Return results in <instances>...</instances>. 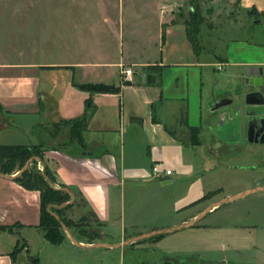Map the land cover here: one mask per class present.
Returning <instances> with one entry per match:
<instances>
[{"label": "crops", "instance_id": "0c3cea01", "mask_svg": "<svg viewBox=\"0 0 264 264\" xmlns=\"http://www.w3.org/2000/svg\"><path fill=\"white\" fill-rule=\"evenodd\" d=\"M253 9L261 19L254 20V14L249 15ZM240 16L243 24L239 29L245 28L248 21L261 24L264 0H240L236 18ZM161 22V54L156 61L160 71L153 74L151 81L142 78L124 85L121 65L141 62H134L132 55H123L115 64L118 80L110 84L121 87L119 93L90 94L77 87L76 84L89 83L85 82L89 69L102 63L12 67L0 63V70L14 68L23 72L17 76L0 74V145L46 146L43 164L55 177L56 188L64 186L75 199L84 200L88 213L92 212L102 224L103 238L99 242H122L181 225L208 205L256 187L248 179L237 191L204 199L221 189L224 176L239 173L237 168L247 165L235 161L237 157L230 161L229 156L242 154L247 146L264 150V144H251L243 137L236 145L217 137L211 130L213 121L230 110L210 113L209 105L216 94L238 88L244 67L264 66L261 33H256L253 40L232 38L224 54H216L215 61L204 60L201 53H195L184 23ZM77 70H81L79 78H75ZM87 99L97 109L84 134V147L57 145L56 139L40 128L41 124L79 116ZM257 160L249 166L264 165V156ZM155 164L173 174L164 180L155 178ZM41 165L39 162V169ZM246 198L254 203L250 209L214 208L188 229L133 243L136 245L105 249L107 253L102 254L116 250L119 264H126V259L134 264H172L173 260L194 255L203 262L205 253H215L218 258L210 259L231 264L227 254L244 257L251 253L255 264H264V192ZM80 213L74 205L66 211V217L73 219ZM40 218V193L24 189L14 179L0 177V226L16 225L12 232L0 231V264H29L28 255L43 259L44 264H65L68 259L79 263L83 255L85 260L87 254L101 249L79 248L68 237L58 245L48 242L39 227ZM22 245L24 249L13 261L11 253ZM236 264L249 263L243 260Z\"/></svg>", "mask_w": 264, "mask_h": 264}, {"label": "rangeland", "instance_id": "374dc122", "mask_svg": "<svg viewBox=\"0 0 264 264\" xmlns=\"http://www.w3.org/2000/svg\"><path fill=\"white\" fill-rule=\"evenodd\" d=\"M198 2L204 20L200 35L204 60L215 61L216 54H224L232 38L253 40L259 32V39L264 41V22L255 24V21H248L245 28L239 29L243 24L241 16L236 18L240 0ZM192 9L188 0H0V63L12 67L24 64L69 66L81 62H98L102 63L101 66L90 68L85 82L110 85L118 80V68L115 64L122 60L123 55H132L134 62H141L134 65L140 74L134 80L154 79L153 74L160 71L156 61L161 54L158 51L161 20L166 21L167 25L182 24L189 19ZM254 16V20L261 19L260 14L254 13ZM123 61L128 62L126 59ZM214 69L218 73V67ZM22 73L21 69L14 68L0 70L1 75L17 76ZM80 74L81 70H77L75 78H79ZM55 143H63V139H56ZM247 147L242 154L229 156V160L233 161L237 157L239 160L235 161L247 164V168L249 164L257 162V158L264 156V150ZM240 170L239 173L224 176V182L220 183L221 189H216L217 192H210L207 196L211 199L215 194L237 191L256 175L249 169ZM245 199L247 198L227 203L221 210L252 208L254 203L251 198ZM74 204L81 213L68 220L74 224L89 226V231L98 230L103 233V229L96 227L90 220L80 197L74 200ZM104 250L87 254L85 260L83 255L79 263L68 259L65 262L69 263L65 264H119V258L115 256L116 250L102 254L107 253ZM254 253L257 254L252 252ZM226 257L231 260V264L243 260L249 264L256 262L251 253L244 257L229 253ZM202 258L205 261L199 263L178 259L173 260L172 264H206V261L214 260L210 258H218V254L205 253ZM41 261L44 263L43 259ZM126 264L134 263L126 259Z\"/></svg>", "mask_w": 264, "mask_h": 264}, {"label": "trees", "instance_id": "16d2710c", "mask_svg": "<svg viewBox=\"0 0 264 264\" xmlns=\"http://www.w3.org/2000/svg\"><path fill=\"white\" fill-rule=\"evenodd\" d=\"M193 9L190 11V17L184 24L186 26L187 38L193 46L196 54H200L203 49L201 35V27L204 23L203 17L199 11V0H188ZM256 13L255 9L249 12V15ZM165 39V33L162 36ZM160 69V68H159ZM148 80H152L149 78ZM82 91L93 93H119L121 87L114 85H108L105 83H84L76 84ZM124 85H131V83H124ZM96 106L93 105L91 99L86 100L85 109L82 114L74 118L62 120L55 124L39 125L41 129H46L50 134L52 140L63 139L64 146H70L72 144L84 147L83 139L84 134L88 131L89 122L96 111ZM40 111H43V105L40 107ZM198 133V130H196ZM58 145V144H57ZM61 145V143H60ZM53 150H57V147H52ZM46 146L40 145H0V172L5 175L16 174L25 163L33 156L39 157L44 161V152ZM44 171L50 181L56 185V179L47 166H44ZM17 182L24 189L29 191H38L40 193V210L41 218L39 227L43 230L45 238L48 242L58 245L61 244L66 238V233L62 230L60 223L52 216L51 212L56 213L61 221L71 230L73 235L80 241L88 244L99 242L103 238V233L98 230L89 231V226L81 224H74L66 217V211L71 209L75 204H69L64 208H58L65 202L70 201L71 197L68 193L61 189H54L50 186V183L44 178L42 170L39 169V161H34L33 164L20 176L16 177ZM60 188H64L61 186ZM205 200L209 199L206 195ZM83 202L84 200L81 199ZM85 204V202H84ZM53 207L48 210V207ZM89 218L93 221L96 227H101L97 217L89 212ZM14 226H0L1 232H12ZM164 236L158 235L151 239H160ZM141 241V243L145 242ZM24 249V245L16 247L11 253L13 261H15L16 255ZM29 264H44L37 256L28 255ZM170 264V263H164Z\"/></svg>", "mask_w": 264, "mask_h": 264}, {"label": "water", "instance_id": "95a60500", "mask_svg": "<svg viewBox=\"0 0 264 264\" xmlns=\"http://www.w3.org/2000/svg\"><path fill=\"white\" fill-rule=\"evenodd\" d=\"M209 105H215L210 110V113H217L223 109L230 110L224 111L217 116L218 127L224 124L222 125L221 132H218V135L221 139L227 142L239 143L241 141V136L244 135L243 137L251 144H264V66L244 67L242 80L238 88H236L234 91L225 90L216 94L215 98L213 99V103H209ZM213 125H215V121H213ZM34 161H39L43 164V161L39 157L33 156L25 163L22 169L16 173V175H5L0 172V177L13 180L23 174L33 164ZM42 172L44 178L50 183V186L52 188L61 189L64 192L68 193L71 197L70 201L63 203L62 205L58 206V208H64L67 205L72 204L75 199L74 193L68 188H56V185L52 183L46 175L44 171V164ZM259 192H264V185H258L254 188L247 189L238 194L220 199L208 205L204 209V211L197 215L194 219L187 221L181 225L156 230L117 243L96 242L85 246L73 235L71 230L61 221V219L56 213L51 212V214L60 223L62 230L66 233L67 237L75 246L79 248L90 249H118L148 239L150 237L188 229L194 226L199 220L207 216L214 208H218L227 203H232L234 201L244 199L250 195ZM52 207L53 206L50 205L48 207V210H50V208ZM181 260L195 261L196 263L200 262V258L197 255L187 256ZM206 264H226V261L209 260L206 261Z\"/></svg>", "mask_w": 264, "mask_h": 264}, {"label": "built area", "instance_id": "2783aa9c", "mask_svg": "<svg viewBox=\"0 0 264 264\" xmlns=\"http://www.w3.org/2000/svg\"><path fill=\"white\" fill-rule=\"evenodd\" d=\"M136 75L140 74L134 66L121 65L120 76H122L123 83H132ZM152 173L155 178L160 180H164L173 174L172 170L162 169L158 164L152 167Z\"/></svg>", "mask_w": 264, "mask_h": 264}, {"label": "flooded vegetation", "instance_id": "af4514ba", "mask_svg": "<svg viewBox=\"0 0 264 264\" xmlns=\"http://www.w3.org/2000/svg\"><path fill=\"white\" fill-rule=\"evenodd\" d=\"M215 105L212 106V108L214 107ZM218 113V112H217ZM218 118L215 119V125L211 126V130L215 133V135L218 137V132H221L220 130L221 129H218ZM217 122V124H216ZM224 134H227V133H224ZM244 136V135H243ZM241 136V139L242 137ZM220 137V136H219ZM244 138V137H243ZM245 141H247L245 138H244ZM226 142V141H225ZM248 142V141H247ZM228 145H236V143H232V142H227ZM237 169H249L251 171L254 172V174H256L255 176H253L251 179H252V183L255 185V186H258V185H264V165L261 167L259 165H251L249 167H245V166H241V167H238Z\"/></svg>", "mask_w": 264, "mask_h": 264}]
</instances>
